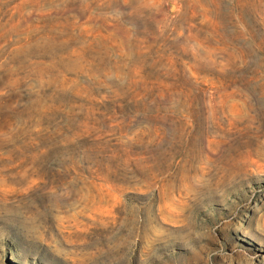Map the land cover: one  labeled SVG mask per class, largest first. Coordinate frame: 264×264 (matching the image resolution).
Masks as SVG:
<instances>
[{
    "label": "rangeland",
    "instance_id": "rangeland-1",
    "mask_svg": "<svg viewBox=\"0 0 264 264\" xmlns=\"http://www.w3.org/2000/svg\"><path fill=\"white\" fill-rule=\"evenodd\" d=\"M0 264H264V0H0Z\"/></svg>",
    "mask_w": 264,
    "mask_h": 264
},
{
    "label": "bare ground",
    "instance_id": "bare-ground-1",
    "mask_svg": "<svg viewBox=\"0 0 264 264\" xmlns=\"http://www.w3.org/2000/svg\"><path fill=\"white\" fill-rule=\"evenodd\" d=\"M193 151H198L197 148L193 145ZM213 151V150H212ZM223 151V150H222ZM221 151V152H222ZM230 153V152H229ZM228 155V151L226 150L222 155H219V159L222 161V157H224V159L227 157ZM214 163V162H213ZM219 163V162H218ZM216 166V165H215ZM221 167V166H220ZM212 185V184H211Z\"/></svg>",
    "mask_w": 264,
    "mask_h": 264
}]
</instances>
